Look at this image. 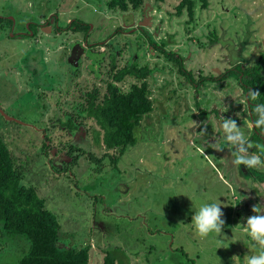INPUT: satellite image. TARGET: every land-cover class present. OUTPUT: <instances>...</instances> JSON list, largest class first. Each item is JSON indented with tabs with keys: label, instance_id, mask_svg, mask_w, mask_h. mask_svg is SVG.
I'll use <instances>...</instances> for the list:
<instances>
[{
	"label": "rangeland",
	"instance_id": "obj_1",
	"mask_svg": "<svg viewBox=\"0 0 264 264\" xmlns=\"http://www.w3.org/2000/svg\"><path fill=\"white\" fill-rule=\"evenodd\" d=\"M109 2L0 0V18L16 24L0 26V137L57 216L59 246H90L91 264L117 247L130 264H244L259 251L244 218L256 204L264 213V166L235 165L220 122L249 120L239 81L225 75L264 52V0L197 3L192 21L177 14L180 0H144L128 12ZM75 20L90 25L88 37L70 28ZM156 44L183 57L196 82H217L195 85ZM133 64L151 71L154 110L135 146L104 156L96 124L79 113L87 94L99 90L102 102L116 69ZM140 83L128 77L118 86ZM68 114L82 120L73 132L59 123ZM241 131L249 140L250 129ZM204 203H220L226 223L201 238L191 218ZM24 246L0 247V264L19 260Z\"/></svg>",
	"mask_w": 264,
	"mask_h": 264
},
{
	"label": "trees",
	"instance_id": "obj_2",
	"mask_svg": "<svg viewBox=\"0 0 264 264\" xmlns=\"http://www.w3.org/2000/svg\"><path fill=\"white\" fill-rule=\"evenodd\" d=\"M157 1L166 2V0ZM197 3H201L203 9L208 8L210 4L209 0H180L177 14L182 15L186 10L192 21L196 15ZM143 4L144 0H110L108 3L110 9L122 12L140 9ZM4 23L12 27L13 20L0 18V26L3 28L6 26L3 25ZM60 28L59 25L57 30ZM70 28L75 32L84 33L87 37L90 31V25L81 20H75ZM30 29L33 31L32 26ZM156 49L174 61L179 66L180 72L195 85L203 81H215L213 77H201L200 81L196 82L192 74L185 69L183 57L174 52H167L164 47L161 48L157 44ZM236 68V71L229 70L227 75L236 76L241 86L245 88L249 111L252 120H255L256 116L253 113L255 105L264 104V52L254 66L244 68L239 65ZM150 74L151 71L147 68L139 69L136 64L127 65L122 69H116L102 102H99V90H94L91 95L87 94V104L84 105L85 109L80 107L79 117L96 124L97 130H94V137L96 143L101 144L107 152L104 156L111 155L112 151L123 156L130 147L137 144V130L144 118L154 110V103L150 98L151 92L145 82ZM128 77L136 78L141 83L133 84L128 91H123L118 84ZM250 89H256L260 93L255 101L249 98ZM65 119V121L60 120L59 123L70 132L82 126V120L79 121L80 119L74 118L73 115L68 114ZM263 134L264 129L254 128L252 141L254 140L256 144L250 150L261 155L262 161H264V154H261V148H264ZM112 159L117 167L119 158ZM24 180V174L19 172L11 149L0 137L1 252L10 242L11 245L16 244L17 241L29 245L28 250L24 246L25 252L19 260L4 264H91L92 248L90 246H59L61 225L57 216L47 208L45 199L38 194L37 189L26 185ZM104 264H130V259L122 248L117 247L105 251Z\"/></svg>",
	"mask_w": 264,
	"mask_h": 264
},
{
	"label": "clouds",
	"instance_id": "obj_3",
	"mask_svg": "<svg viewBox=\"0 0 264 264\" xmlns=\"http://www.w3.org/2000/svg\"><path fill=\"white\" fill-rule=\"evenodd\" d=\"M260 93L256 89L249 90V98L255 101ZM256 116L255 120L245 121V126L249 129H264V104H257L253 109ZM222 132L228 144L234 147L232 152L235 165H244L248 169H254L258 166H264L261 155L250 153L249 149L253 146L244 136L236 119L222 118L220 122ZM206 130V129H205ZM261 154H264V148H261ZM220 203H204L192 216V226L195 233L206 238L210 233H221L225 226L224 212L221 210ZM254 215L245 217L246 225L244 232L259 246V251L255 254H246L243 258L244 264H264V213H261L259 204L252 206ZM239 256H233L234 261H239Z\"/></svg>",
	"mask_w": 264,
	"mask_h": 264
},
{
	"label": "flooded vegetation",
	"instance_id": "obj_4",
	"mask_svg": "<svg viewBox=\"0 0 264 264\" xmlns=\"http://www.w3.org/2000/svg\"><path fill=\"white\" fill-rule=\"evenodd\" d=\"M15 21H13V25H12V28H14L15 27ZM31 33V32H30ZM60 33V32H59ZM32 34V33H31ZM33 35H35L36 36V34L35 33H33ZM89 43V42H88ZM90 50V49H89ZM88 50V51H89ZM87 51V50H86ZM261 55V54H260ZM260 57V56H259ZM240 64H238L237 66H239ZM236 66V67H237ZM243 66V65H242ZM236 67H232V69L231 70H235L236 71ZM252 67V66H251ZM229 71V70H228ZM227 74H228V72H227ZM228 77H235L236 78V76H229V75H225V78H228ZM225 78H224V80H225ZM215 79V78H214ZM237 79V78H236ZM238 80V79H237ZM215 81L217 82V79H215ZM239 81V80H238ZM240 83V82H239ZM241 85V84H240ZM241 88L243 89V91H244V99H245V103H246V105H247V113H248V117H249V120H252V117H251V114H250V111H249V107H248V101L246 100V97H247V94H246V92H245V88H243L242 86H241ZM220 117H223L222 115L220 116ZM224 118V117H223ZM236 119V121H237V123H238V125H240L241 126V128L244 130V128L246 127L245 126V120H244V122L243 121H240L239 120V118H235ZM222 131V130H221ZM250 133H251V136H250V138H249V142L253 139V133H254V128H252V129H250ZM263 146H264V134H263V144H262ZM251 150V148L249 149V152L250 153H253V152H251L250 151Z\"/></svg>",
	"mask_w": 264,
	"mask_h": 264
},
{
	"label": "water",
	"instance_id": "obj_5",
	"mask_svg": "<svg viewBox=\"0 0 264 264\" xmlns=\"http://www.w3.org/2000/svg\"><path fill=\"white\" fill-rule=\"evenodd\" d=\"M7 119H9V117H7Z\"/></svg>",
	"mask_w": 264,
	"mask_h": 264
}]
</instances>
